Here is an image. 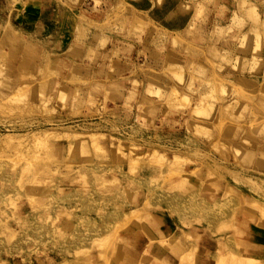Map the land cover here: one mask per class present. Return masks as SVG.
Returning <instances> with one entry per match:
<instances>
[{
	"label": "rangeland",
	"instance_id": "obj_1",
	"mask_svg": "<svg viewBox=\"0 0 264 264\" xmlns=\"http://www.w3.org/2000/svg\"><path fill=\"white\" fill-rule=\"evenodd\" d=\"M172 1L0 0V264H264V0Z\"/></svg>",
	"mask_w": 264,
	"mask_h": 264
},
{
	"label": "bare ground",
	"instance_id": "obj_2",
	"mask_svg": "<svg viewBox=\"0 0 264 264\" xmlns=\"http://www.w3.org/2000/svg\"><path fill=\"white\" fill-rule=\"evenodd\" d=\"M37 147H38V146H37ZM38 149H39V148H38ZM34 158H36V157H34ZM35 160H36V159H35ZM19 161H20V160H19ZM32 162H33V161H32ZM34 162H35V161H34ZM15 167H16V166H15ZM27 172H28V171H27ZM25 174H26V173H25ZM29 184H30V183H29ZM263 214H264V212H263ZM262 217H263V216H262ZM263 218H264V217H263ZM263 218H262V219H263ZM147 222H148V221H147ZM147 222H146V224H147ZM238 222H239V221H238ZM139 224H140V223H139ZM246 224H248V223H246ZM262 224H263V223H262ZM147 226H148V225H147ZM149 227H150V226H149ZM138 228H139V227H138ZM139 229H140V228H139ZM145 230H149V233H150V229H149L148 227H147V229H145ZM256 230H257V229H256ZM141 231H142V228H141ZM151 231L153 232L152 229H151ZM247 231H248V230H247ZM143 232H145V231H144V228H143ZM155 232H156V231H155ZM155 232L153 233L154 235H156ZM139 233L142 235V233L140 232V230H139ZM147 233H148V232H147ZM147 233H145V234L147 235ZM242 233H243V232H242ZM246 233L249 234V231L246 232ZM251 233H252V232H251ZM154 235H153L152 237H155ZM244 235H245V233H244ZM252 235H253V234H252ZM247 236H248V235H247ZM247 236H246V238H247ZM146 237H149V236L147 235ZM152 237H150V238L152 239ZM169 237H170V236H169ZM253 237H254V236H253ZM240 238H241V237H240ZM153 239L156 240V238H153ZM247 240H248V238H247ZM234 242H235V241H234ZM162 243H163V242H162ZM162 243H161V244H162ZM172 243H173V242H172ZM176 243H177V242H176ZM158 244H159V243H158ZM168 244H169V243H168ZM173 244H174V243H173ZM176 245H177V247H179L178 244H176ZM161 247H162V246H161ZM170 248H172V247H169L168 249H170ZM238 248H239V247H238ZM116 250H117V249H116ZM164 250H165V249H164ZM239 250H242V247H241ZM244 250H245V248H244ZM244 250H243V251H244ZM250 250H251V249H250ZM155 251H156V250H155ZM160 251H161V250H159V254H160ZM168 251H169V250H168ZM168 251H166V252H168ZM181 251H182V250H181ZM100 252H101V251H100ZM157 252H158V251H157ZM157 252H155V253H157ZM161 252H162V251H161ZM244 252H246V250H245ZM152 253H153V252H152ZM103 254H104V253H103ZM103 254H102V255H103ZM150 254H151V253H150ZM162 254H163V252H162ZM147 255H149V254H147ZM164 255H165V254H164ZM103 256H104V255H103ZM115 256H116V255H115ZM149 256H150V255H149ZM154 256L156 257L157 255H154ZM101 257H102V256H101ZM150 257H151V256H150ZM155 257H153V258H155ZM157 257H158V256H157ZM160 257H161V256H160ZM158 258H159V257H158ZM162 258H164V257L162 256ZM162 258H161V259H162ZM167 258H168V257H167ZM167 258H164L163 261H165V259H166V261H167ZM161 259L159 258V260H157V261H161ZM152 260H153V259H152ZM154 260H156V258H155ZM154 260H153V263H156V261L154 262ZM245 260H246V259H245ZM249 260H250V259H249ZM149 263H150V262H149ZM151 263H152V262H151ZM161 263H162V261H161ZM161 263H157V264H161ZM163 263H164V262H163ZM163 263H162V264H163ZM168 263H169V262H168ZM243 263H244V262H243ZM245 263H246V262H245ZM248 263H250V262H248ZM248 263H246V264H248ZM250 264H251V263H250Z\"/></svg>",
	"mask_w": 264,
	"mask_h": 264
},
{
	"label": "crops",
	"instance_id": "obj_3",
	"mask_svg": "<svg viewBox=\"0 0 264 264\" xmlns=\"http://www.w3.org/2000/svg\"><path fill=\"white\" fill-rule=\"evenodd\" d=\"M167 1H168V3H167ZM166 6L165 7H167L169 10H171V11H175L176 10V8H177V4L174 2V1H172V0H166ZM168 14H170V13H167V15ZM179 19H183V18H179ZM183 22V21H182ZM182 22H180V23H178V24H176L175 26H173V27H175L176 29H177V27H178V29L181 27L180 25L182 24ZM31 26V25H30ZM172 27V28H173ZM182 27H183V24H182ZM182 29V28H181Z\"/></svg>",
	"mask_w": 264,
	"mask_h": 264
}]
</instances>
